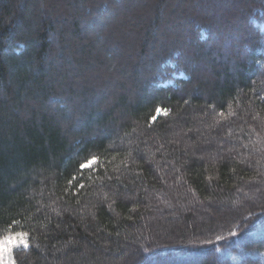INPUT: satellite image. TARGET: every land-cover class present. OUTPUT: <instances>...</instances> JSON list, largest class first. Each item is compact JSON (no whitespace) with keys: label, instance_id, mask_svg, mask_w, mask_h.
<instances>
[{"label":"trees","instance_id":"trees-1","mask_svg":"<svg viewBox=\"0 0 264 264\" xmlns=\"http://www.w3.org/2000/svg\"><path fill=\"white\" fill-rule=\"evenodd\" d=\"M98 21L0 0V238L27 234L0 264H264V195L246 197L264 184V5L247 51L201 21L193 53L170 40L122 82L104 36L87 39ZM180 127L237 152L193 156ZM217 203L221 224L195 220Z\"/></svg>","mask_w":264,"mask_h":264},{"label":"rangeland","instance_id":"rangeland-1","mask_svg":"<svg viewBox=\"0 0 264 264\" xmlns=\"http://www.w3.org/2000/svg\"><path fill=\"white\" fill-rule=\"evenodd\" d=\"M44 2L45 7L52 8L55 15L66 13L68 17H71L78 13L79 19L86 26L91 25L90 21L98 16V26L89 33L87 39L91 40L102 34L105 38V45L115 50L114 75H117L115 77L120 82L129 78L131 68L141 62L142 57L152 56L155 53L161 54L162 48L169 50L171 47L170 49H172L176 44H168L167 42L170 40H176L180 45H183L182 51L193 53L195 45L192 43L189 47L191 31L188 26L192 27L193 24L201 21H210L221 41L227 40L229 38L227 35L231 34V48L247 51L244 37L249 36L250 33L248 29L249 17L252 11L264 5V0H123V2L119 0H44ZM240 38H243L242 42ZM104 52L103 50L100 56H104ZM124 69L128 71L126 77L121 75ZM99 72L98 69L89 71V83L96 80L95 74H99ZM102 78L107 79L105 76ZM201 126L203 125H198L193 130L196 135L200 132ZM204 127L206 128V126ZM175 132V136L178 139L182 138L183 146L193 156H199L207 161L217 160L222 155L228 156L237 152L236 149L226 147L215 135H211L201 146H198L185 140V136L190 132L184 128H176ZM145 150L150 152L151 148L146 147ZM253 189L254 192H247L246 197L252 198L253 201H257L258 197L262 199L264 184L262 182L255 183ZM242 202L239 201V204ZM225 207L219 203L214 209L207 205L200 207L195 220L206 222L211 217L216 219L219 213L227 216L229 212ZM173 215L171 216L172 221L181 222V218L177 214ZM232 219L234 218L231 217L230 220L232 221ZM256 220L261 222L263 218L258 217ZM254 221L255 219L251 223ZM216 222L221 224L218 219ZM129 256L125 255L124 257L129 258ZM169 263L175 262L166 261L163 264Z\"/></svg>","mask_w":264,"mask_h":264},{"label":"snow or ice","instance_id":"snow-or-ice-1","mask_svg":"<svg viewBox=\"0 0 264 264\" xmlns=\"http://www.w3.org/2000/svg\"><path fill=\"white\" fill-rule=\"evenodd\" d=\"M95 158H93L94 160ZM93 161H89V164ZM88 165H82L81 167H87ZM27 234L19 233L15 236L9 235L3 238H0V258L7 253H9L14 245H23L27 247V241L25 239Z\"/></svg>","mask_w":264,"mask_h":264}]
</instances>
